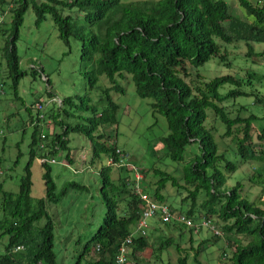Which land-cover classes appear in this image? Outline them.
I'll return each mask as SVG.
<instances>
[{
	"label": "trees",
	"instance_id": "16d2710c",
	"mask_svg": "<svg viewBox=\"0 0 264 264\" xmlns=\"http://www.w3.org/2000/svg\"><path fill=\"white\" fill-rule=\"evenodd\" d=\"M237 1L245 9L246 17H254V21L232 14L225 0L33 1L36 23L39 25L50 16L62 40L79 41L82 58L95 63V69L87 72L90 87L95 86L100 76L107 77L109 86L102 90V97L95 104L88 95L67 97L57 110L51 109L52 123L61 126L62 132L42 134L39 124L35 125L19 191H7L0 184V264H62L55 252L56 225L49 206L60 204L71 190L88 191L89 188L76 181L59 186L52 164L45 162L40 164L45 191L35 196L32 166L37 158L52 159L62 150H68L67 158L72 161L68 138L71 132L89 137L93 161L105 155L118 163L124 156L123 151L117 142L110 143V136L97 131L106 125H119L120 105L112 92H124L118 79L126 75L131 77L137 95L152 100L151 108L166 118L169 132L161 138L166 155L174 162L183 163V184L168 171L149 169L160 174L161 179L155 183L152 196H148L158 203H166L164 191L168 184L177 194L186 190L182 206L175 212L186 214L196 223L203 214L206 219L217 220L227 235L234 236L235 249L228 255L224 248V259L221 257L219 264H264V114L231 116L224 103L253 94L240 90L242 82L234 75L208 79L200 73V67L211 59L231 64L222 43L244 41L248 57L264 58V49L256 53L253 46L254 43L264 45V5L253 0ZM5 3L2 2L3 10ZM7 4L11 5V20L9 28L0 25V36L5 38L8 70L18 97L20 81L27 71L21 69L17 43L30 1L12 0ZM225 85L235 88L223 93L221 89ZM48 93L51 95V90ZM256 100L264 112L263 98ZM208 111L226 127L222 137L233 136L234 154L240 157L239 162L230 161L221 150L216 140L217 127L208 124ZM62 113L76 123L60 121ZM37 120L39 123L41 117ZM249 161L262 166L249 179L260 188L255 200L244 193L243 182L224 189L231 175ZM132 170L127 164L101 166L100 192L106 213L98 230L85 243L77 264L83 260L88 264H118L120 247L131 235L126 264H166L163 254L172 246L179 253L176 264H189L188 251L172 237L154 246L149 237L135 233L144 202L132 189ZM201 194L204 200L198 206ZM184 204L190 207L185 210ZM171 226L181 231L187 228L177 223H162L161 230ZM5 238L3 248L1 242ZM204 249L203 245L192 249L194 264H203L199 257ZM92 254L98 255L97 259L91 258Z\"/></svg>",
	"mask_w": 264,
	"mask_h": 264
},
{
	"label": "rangeland",
	"instance_id": "374dc122",
	"mask_svg": "<svg viewBox=\"0 0 264 264\" xmlns=\"http://www.w3.org/2000/svg\"><path fill=\"white\" fill-rule=\"evenodd\" d=\"M3 1L6 2L3 6L4 10L2 9ZM11 1L0 0V25L4 28H9L11 5L7 3ZM29 1L30 5L25 13L20 29V39L17 43L21 69L27 71L20 81L18 97L12 88L13 80L8 70L5 38L0 36V131H2L0 134V184L4 185L5 190L11 192L19 191L22 178L26 174L25 168L30 157L29 144L32 141V133L39 116L38 112L40 111V114L44 115L39 126L40 133L62 132L61 126L52 123L51 107L58 109L64 98L85 95H88L92 104H95L102 97V90L109 86L107 77L100 76L95 86L90 87L87 72L95 69V63L82 58L81 43L74 38H70L69 43L62 40L58 28L50 16L38 25L32 7L34 0ZM225 1L230 6L232 14L242 20L254 21V17H246L245 9L239 5L237 0ZM253 1H259L260 5H264V0ZM253 46L256 53L264 49V45L261 43H254ZM222 50L228 52L231 64L228 66L220 62L219 59H211L200 67V73L208 79L225 75L236 76L242 82L240 90L253 95L240 96L236 101L230 100L224 103L228 112L231 116L239 114L244 117H249L251 114L262 116L263 108L256 99L260 97L264 100V58L254 60V58L248 57V46L244 41H236L233 44L222 43ZM33 70H36L35 74L32 73ZM43 71L46 77L43 75ZM191 71L196 73L195 69H191ZM118 80L124 88V92L113 91L112 97L120 105L119 125H106L100 127L97 132L110 136V143L117 142L124 153L122 158L125 165L135 164L140 169L143 176L141 186L145 193L152 196L151 192L155 183L161 179L160 174H155L149 169L168 171L183 184L181 181L183 163L174 162L167 157L165 145L161 141V138L169 132L166 118L151 108L152 100L143 99L137 95L135 85L129 75ZM233 88L235 86L225 85L221 92L225 93ZM50 90L51 95L48 93ZM37 100H40L37 103L43 107L38 109L36 105L33 110H30ZM211 112L208 111L210 114L208 124L217 127L216 140L220 144L221 150L227 153V158L230 161L239 162L240 157L234 154L236 148L233 136L222 137L226 127ZM59 120H64L72 125L76 123L75 119L69 118L64 113L61 114ZM68 138L70 140L69 151L74 156L73 160L66 159L65 155L68 150L60 151L55 157L57 163L52 164L54 179L59 186H62L66 181H76L86 185L89 189L88 191L71 190L60 204L50 205L49 212L56 225L55 252L58 261L62 264H77L85 243L98 230L106 213L100 192L101 176L93 170L99 171L102 165L108 163V158L101 155L90 168L88 165L91 164V161L87 163L84 161V157H81L82 155L91 156L93 153L89 137L71 132ZM65 159L66 161H64ZM64 164L74 165L73 170H68ZM85 165L87 167H84ZM261 168L262 166L256 161L242 164L231 175L224 189L232 188L239 181L243 182L245 184L244 193L251 200H255L259 195L260 188L251 184L249 179L255 174L256 169ZM32 173L34 195H43L45 185L42 178L43 169L40 164L34 163ZM131 174L134 179L133 170ZM176 191L170 184L164 191V195L167 197L166 203L173 210L182 206L181 200L187 195L186 190L181 194H177ZM203 200L204 195L201 194L198 206ZM189 204H184L183 208L187 210L190 207ZM199 212L200 208L198 207V214H200ZM203 218L204 216L201 214L199 222ZM216 221H212V223L216 229L223 233L222 235L216 236L214 231L207 228L193 232L189 228H185L181 231L179 228H174V225L163 231L161 226L151 229L150 225L145 231V235L150 238L151 244L154 246H158L164 238L172 237L180 243L183 249L188 251L189 264H194L195 251L192 249L203 245L205 249L201 258L199 257L202 263L219 264L221 257L224 259L223 249L225 248L227 254L230 255L236 244L234 236L227 235ZM43 223L44 221H42ZM6 242L7 238L2 240L3 248ZM1 247L0 245V251ZM97 257L98 255H91V258L97 259ZM178 257L179 253L174 246L168 248L163 254L166 264H176ZM81 264H88V262L83 260Z\"/></svg>",
	"mask_w": 264,
	"mask_h": 264
},
{
	"label": "built area",
	"instance_id": "2783aa9c",
	"mask_svg": "<svg viewBox=\"0 0 264 264\" xmlns=\"http://www.w3.org/2000/svg\"><path fill=\"white\" fill-rule=\"evenodd\" d=\"M44 75V73H43ZM45 76V75H44ZM36 107V106H35ZM43 106L37 104V108L41 109ZM0 134H2V131H0ZM44 138V135L42 136ZM41 147H44V144L41 145ZM42 163L49 162V163H55V159H42L40 160ZM110 164L115 165L114 162H110ZM118 165H125L124 161L121 160ZM134 171V183L132 185V189L134 193L143 200L144 202V209L142 211V217L141 221L139 222L136 232L145 235V231L147 228L150 227V221L153 219H159L162 223L165 224H172L177 223L183 226H186L187 228H193L195 230L200 229H210L214 231L216 235H222L218 229H216L215 225L212 223L211 220L203 218L200 222H195L192 218L188 217L184 213H176L170 205L167 203H158L151 199L146 193H144L141 181L143 176L139 172L138 168L136 166L131 167ZM133 235L129 236L121 245L118 255V264H126L127 263V253H128V245L132 243Z\"/></svg>",
	"mask_w": 264,
	"mask_h": 264
},
{
	"label": "crops",
	"instance_id": "0c3cea01",
	"mask_svg": "<svg viewBox=\"0 0 264 264\" xmlns=\"http://www.w3.org/2000/svg\"><path fill=\"white\" fill-rule=\"evenodd\" d=\"M32 65H33V63L31 64V66H32ZM43 73H44V71H43ZM45 77H46V75H45ZM38 101H40V100H37L36 102H38ZM36 102H35V103H36ZM33 104H34V103H33ZM37 104H38V103H37ZM37 104H35V106H36ZM33 109H34V108H33ZM33 109H32V110H33ZM51 109H54V107H53V108L51 107ZM56 109H57V108H56ZM56 109H55V110H56ZM39 114H40V111L38 112V115H39ZM40 115H41V114H40ZM40 115H39V116H40ZM40 117L43 118L44 115H41ZM33 122H34V121H33ZM40 122H41V121H40ZM40 122L38 123V120L36 119V123H35V125H36V124H39V126H40ZM50 124H51V122H50ZM54 132H57V131H54ZM42 134H44V133H42ZM42 144H43V143H42ZM57 155H58V154H57ZM55 157H56V156H55ZM55 157H53L52 159L57 160ZM65 157H66L67 160L70 161V159L67 158V155H65ZM81 157H82V158L84 157V161L87 162V163H88V161H91V162H90L91 164H89V165H88L87 163H86V164H87L88 166H90V168L93 167L94 162H95V161L92 160V159H93V153H92L91 156H90V155H82ZM106 157H107V156H106ZM122 157H123V155L121 156L120 161L123 160ZM107 158H108V157H107ZM42 159H43V158H37V163H38V164H42V162L40 161V160H42ZM66 159H65L64 161H66ZM79 159H81V158H79ZM49 160H50V159H49ZM120 161H119V162H120ZM110 162H114V161H113L112 159H109V158H108V163H107V164H110ZM119 162H118V163H119ZM55 163H57V161H56ZM72 163H73V162H72ZM114 163H115V162H114ZM118 163H115V165H118ZM51 164H54V163H51ZM87 165H85L84 167H87ZM127 165H129V166H131V167H132V166H135V164H131V163H130V164H127ZM263 165H264V164H263ZM64 167H67L68 170H69V169L73 170L74 165H72V164H70V165H66V164H64ZM137 168H138V167H137ZM138 170H139V172H140V169H139V168H138ZM82 171H84L83 168H82ZM82 171H81V172H82ZM93 172H96V174H100V170H99V171L93 170ZM133 172H134V171H133ZM133 180H134V179H133ZM144 193H145V192H144ZM146 194H147V193H146ZM147 195H148V194H147ZM159 221H160V220H158V219H153V220H151L150 223H149V224L152 226L151 229L159 228V227L162 225V222L160 221V223H159ZM136 228H137V227H136ZM160 228H161V227H160ZM135 233L137 234L138 232L135 231ZM138 234H139V233H138Z\"/></svg>",
	"mask_w": 264,
	"mask_h": 264
},
{
	"label": "water",
	"instance_id": "95a60500",
	"mask_svg": "<svg viewBox=\"0 0 264 264\" xmlns=\"http://www.w3.org/2000/svg\"><path fill=\"white\" fill-rule=\"evenodd\" d=\"M22 252H23V253H25V251H24V250H22Z\"/></svg>",
	"mask_w": 264,
	"mask_h": 264
}]
</instances>
